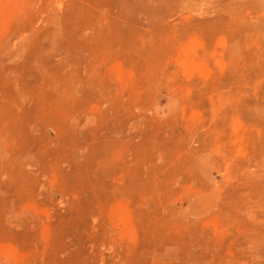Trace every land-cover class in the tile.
<instances>
[{
	"label": "rangeland",
	"instance_id": "374dc122",
	"mask_svg": "<svg viewBox=\"0 0 264 264\" xmlns=\"http://www.w3.org/2000/svg\"><path fill=\"white\" fill-rule=\"evenodd\" d=\"M0 264H264V0H0Z\"/></svg>",
	"mask_w": 264,
	"mask_h": 264
}]
</instances>
